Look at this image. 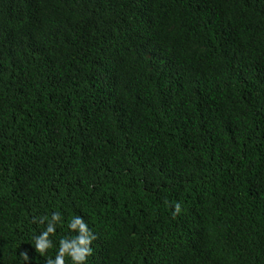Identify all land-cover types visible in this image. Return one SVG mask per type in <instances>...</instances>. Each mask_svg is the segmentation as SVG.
Listing matches in <instances>:
<instances>
[{
	"label": "trees",
	"instance_id": "1",
	"mask_svg": "<svg viewBox=\"0 0 264 264\" xmlns=\"http://www.w3.org/2000/svg\"><path fill=\"white\" fill-rule=\"evenodd\" d=\"M74 215L86 264H264V0H0V264Z\"/></svg>",
	"mask_w": 264,
	"mask_h": 264
},
{
	"label": "clouds",
	"instance_id": "2",
	"mask_svg": "<svg viewBox=\"0 0 264 264\" xmlns=\"http://www.w3.org/2000/svg\"><path fill=\"white\" fill-rule=\"evenodd\" d=\"M181 212V206L176 203L173 206V216ZM45 228L39 235L35 236V249L40 254L45 253L47 249L53 247V241L50 239V235H55L56 228L59 224L63 223L62 215L59 211H53L51 216H41L38 223L45 224ZM34 223L37 221L34 219ZM67 228L75 232L76 235L69 237H61L58 242V248L56 249L54 258H48L46 264H66V259L71 264H86L88 257L92 254V247L90 246L95 236L88 228L87 223L81 216H73L67 222ZM21 255L27 260L28 255L26 252Z\"/></svg>",
	"mask_w": 264,
	"mask_h": 264
}]
</instances>
